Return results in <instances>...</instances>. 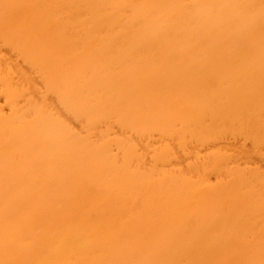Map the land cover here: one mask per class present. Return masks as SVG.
Masks as SVG:
<instances>
[{
	"label": "bare ground",
	"instance_id": "bare-ground-1",
	"mask_svg": "<svg viewBox=\"0 0 264 264\" xmlns=\"http://www.w3.org/2000/svg\"><path fill=\"white\" fill-rule=\"evenodd\" d=\"M0 264H264V0H0Z\"/></svg>",
	"mask_w": 264,
	"mask_h": 264
}]
</instances>
